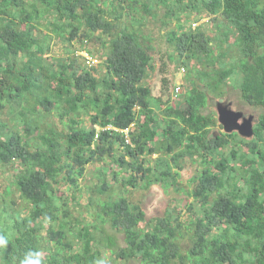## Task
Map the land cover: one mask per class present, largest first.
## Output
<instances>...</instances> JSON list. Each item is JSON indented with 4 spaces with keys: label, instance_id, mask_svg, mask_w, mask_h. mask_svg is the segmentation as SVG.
Returning a JSON list of instances; mask_svg holds the SVG:
<instances>
[{
    "label": "trees",
    "instance_id": "1",
    "mask_svg": "<svg viewBox=\"0 0 264 264\" xmlns=\"http://www.w3.org/2000/svg\"><path fill=\"white\" fill-rule=\"evenodd\" d=\"M158 9L164 28L174 24L164 49L142 29ZM204 18L210 33L205 22L191 28ZM52 39L66 41L67 54L46 57ZM94 39L102 60L79 67L75 53L91 54ZM178 61L200 63L192 71L202 87L171 92ZM155 72L153 96L146 78ZM228 80L264 107V0H0V113L8 108L16 123L0 119V166L14 170L0 193V264H101L102 249L125 264H264V112L250 139L211 134L216 118L203 112L206 92L220 95ZM50 113L61 129L39 132ZM185 158L200 165L190 190L178 182ZM99 160L78 204L79 179ZM153 186L192 201L146 218L124 193ZM72 204L84 211L74 216Z\"/></svg>",
    "mask_w": 264,
    "mask_h": 264
},
{
    "label": "rangeland",
    "instance_id": "2",
    "mask_svg": "<svg viewBox=\"0 0 264 264\" xmlns=\"http://www.w3.org/2000/svg\"><path fill=\"white\" fill-rule=\"evenodd\" d=\"M159 15L156 18H151L150 16H146L144 20V26L142 29L145 34L149 33L152 36L151 44L155 46H161V49H164L166 45L164 44V35L168 30H171L174 27V24H170L169 26H166L165 28L162 26V16H163V10L158 9ZM209 20V21H208ZM193 21V20H192ZM191 21V22H192ZM222 21L221 19H218V22ZM207 23L204 26L201 25L202 23ZM210 18H204L202 20H199L198 22H194L193 24H196L195 26L191 25V28L195 30L197 26L201 25L202 29L207 31L208 33L211 32L212 25L209 23ZM224 24V20H223ZM43 31L46 33H50L49 30H47L46 27L43 28ZM50 50L47 56L50 55H56V57H60V55L63 53L64 55L66 53V48H63L67 45L66 41H62L61 43H57L55 39L50 40ZM75 46L80 45L79 41L74 42ZM101 43L94 39L93 41H90L86 44V48L91 51V54L87 53L84 50L78 51L75 53V56L79 55L80 58L77 59L79 67H83L84 63L91 61L92 63H99L100 60H102L101 57V49H100ZM59 46V48H58ZM58 48V49H57ZM169 48V47H168ZM62 51H58L61 50ZM235 51V49H234ZM60 52V54H59ZM84 57V59H82ZM179 62V61H178ZM187 65H182L180 62H174L171 66L170 70V78H171V85L170 90L175 89L176 86L180 85L182 87L181 94H184L185 91L189 88L188 83L190 81H194L196 84H201V81L199 80L198 75L195 71H192V68L200 66L199 62H191ZM207 68L201 67L203 69L210 70L212 69L210 65L205 64ZM98 70L103 72V68L101 66L96 67ZM157 72L152 73L149 75L148 78H146V83H149L152 91V95L156 96L159 94V88H160V75L156 74ZM202 87V84H201ZM204 90V89H203ZM218 93L215 91H207V105L206 108L203 109V112L209 113L210 115L214 116L216 118V124L212 127L211 134H221L223 132H238V138L241 139H250L252 134L250 131L251 126L256 122L257 117L264 112V107H253L251 105L246 104L242 99L240 95V90L238 87V83L233 80H228L226 83L222 84L219 87ZM179 97V96H178ZM26 104H24L25 106ZM222 114H227V118L234 120V125L231 127L228 124H225V120L221 118ZM0 119L4 120L6 123L10 124L12 127L16 125L15 121L11 118V114L9 113L8 108L3 110L0 113ZM40 127L39 132H44L45 129L54 127L57 130H60L62 125L59 122V119L57 116L53 114H49L45 118H43V121H39ZM84 123L81 124L83 126ZM16 127V126H15ZM35 135V139H36ZM237 138V140H238ZM234 144V143H233ZM238 144H234V146H237ZM225 149H229V146H226ZM102 164V161H96L95 163L88 164L86 166V174L84 177L79 179L80 186L82 187V194L83 197L79 199L78 204H85L86 203V196L88 191V187H93V184L95 182V173H98V168ZM183 168L180 170V177L178 179V182H180V185L184 187L185 190L193 189V187L196 185L197 181L195 183H191V178H193L197 173L198 169H200V165L198 162H192L189 158H185L183 162H181ZM13 172L14 170L12 168L0 166V193L3 192L5 187L10 183L11 178L13 179ZM12 175V176H11ZM60 187L65 188L64 185H59ZM62 189V188H61ZM121 193V189L119 185H114L111 190L108 191L107 195H110L112 198L117 197ZM124 195L133 203L140 204L141 207L145 210L146 218H155L161 215H164L166 211L173 213V209L171 206L176 204V207H179V209L184 206L186 202H191L192 198L187 199L186 194L180 192V191H174L172 187L168 189V191H164L159 186H153L150 189H126V192ZM105 198L107 196H104ZM15 199V197L13 196ZM187 200V201H186ZM17 201V199H16ZM21 203V202H18ZM23 205V203H22ZM178 209V210H179ZM70 210L74 216H78L82 211H84L83 207L75 206L73 207V204L70 207ZM184 212V209L181 210ZM175 213V212H174ZM184 214V213H183ZM186 214L188 212L186 211ZM184 215L182 219H184ZM45 235V230L42 231ZM112 232V233H111ZM110 234L115 235L117 244L119 246H124V239L123 234L120 232H113L110 231ZM98 238L101 237L100 233H97ZM182 244L184 248H187L190 246V241L188 239H184L182 241ZM103 253L102 255V261L101 264H125L123 261L115 260L111 258V254L109 250L102 249ZM184 252V249H183ZM126 264H140L138 260L134 261H128Z\"/></svg>",
    "mask_w": 264,
    "mask_h": 264
},
{
    "label": "built area",
    "instance_id": "3",
    "mask_svg": "<svg viewBox=\"0 0 264 264\" xmlns=\"http://www.w3.org/2000/svg\"><path fill=\"white\" fill-rule=\"evenodd\" d=\"M194 26L196 25V24H193ZM91 61H88L87 63H90ZM92 64V63H91ZM181 86L180 85H178V86H176L175 87V89H174V92L176 93V94H179L180 92H181ZM128 141V140H127Z\"/></svg>",
    "mask_w": 264,
    "mask_h": 264
},
{
    "label": "water",
    "instance_id": "4",
    "mask_svg": "<svg viewBox=\"0 0 264 264\" xmlns=\"http://www.w3.org/2000/svg\"><path fill=\"white\" fill-rule=\"evenodd\" d=\"M230 126V125H229Z\"/></svg>",
    "mask_w": 264,
    "mask_h": 264
}]
</instances>
